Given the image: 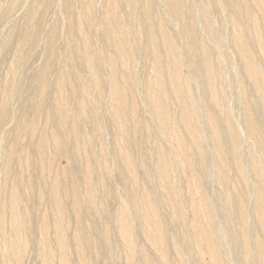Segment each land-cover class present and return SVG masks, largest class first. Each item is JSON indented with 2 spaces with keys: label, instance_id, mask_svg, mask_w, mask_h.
<instances>
[{
  "label": "rangeland",
  "instance_id": "obj_1",
  "mask_svg": "<svg viewBox=\"0 0 264 264\" xmlns=\"http://www.w3.org/2000/svg\"><path fill=\"white\" fill-rule=\"evenodd\" d=\"M83 1L88 4L90 0ZM149 1L153 10L141 25L139 7L128 22L129 0H119V12L113 11L115 28L121 27V21L124 29L115 30L113 24V28L106 24L114 0H96L91 23L67 0H52L41 15L44 0H0V105H4L0 117V264H44L43 242L52 253L50 264H83L84 259L86 264H264L258 249L264 245V225L257 199L261 193L264 201V16L253 4L248 9L244 7L247 2L239 0L244 5V23L236 27L225 0H183L178 24L163 0ZM193 20L194 53H199V45L204 46L216 68L217 104L210 101L204 77L194 72L183 50L184 40L178 36L177 29ZM207 23L213 26L217 41L204 31ZM146 27L156 34L164 65L163 30L175 38L180 86L188 90V102L193 103L189 117L190 125L193 122L198 128L197 139L185 129L180 105L171 93H166L173 114L169 127H161L150 113L147 83L155 80ZM35 31L38 37L33 45L30 32ZM110 31L120 43L129 37L134 54L132 64L121 61L115 69L116 81L124 89L125 77L135 76V111L132 122L124 125L114 119L108 94V59L116 57L107 43ZM236 34L248 39L259 69L257 86L234 46ZM97 57L96 71H92ZM48 62L52 67L44 78L42 69ZM63 67L68 78L61 96L67 109L61 122L53 84ZM95 75L100 76L102 90L94 84ZM125 110H129L128 103ZM209 118L217 122L219 144L211 134ZM247 122L254 128L252 138L247 135ZM231 125L238 134L236 154L242 173L229 146ZM40 143L45 145L41 154L37 151ZM11 147L15 153L4 183L5 154ZM161 156L167 162L164 177ZM86 167L92 197L86 186ZM193 176L208 199L210 231L219 259L210 250L208 221ZM54 183L61 187L60 216L50 199ZM11 186L17 196L19 224L24 227L17 239L12 236L9 210ZM150 206L165 228L169 246L164 250L152 240L151 225L135 219ZM121 212L130 221L127 240L120 231ZM60 236L66 241L64 261L58 248Z\"/></svg>",
  "mask_w": 264,
  "mask_h": 264
},
{
  "label": "bare ground",
  "instance_id": "obj_2",
  "mask_svg": "<svg viewBox=\"0 0 264 264\" xmlns=\"http://www.w3.org/2000/svg\"><path fill=\"white\" fill-rule=\"evenodd\" d=\"M52 0H44L42 6L40 7L39 13L40 15L43 14L44 11H46L51 3ZM166 8L170 12L172 18L180 24L182 12H183V0H163ZM247 2L248 6H244L240 3L239 0H225V8L228 10L231 22L236 27L241 26L244 23V9L242 6L249 9L250 5L253 4L258 10L261 12V14L264 16V0H245ZM74 2L77 6L78 12H83L84 16L88 22L91 23L92 20H90L93 11L95 9L96 0H90L88 4H86L83 0H67V3ZM119 0H114V6L113 9L108 12L107 18V25L111 27V24H113V29H124V23L120 21L121 27L115 28L117 26V21L114 19L113 11L116 12V14L119 12ZM138 4V5H137ZM140 9L141 13V20L140 24L144 25L146 21L149 19L150 12L153 10L152 4L149 0H129L128 2V13L125 18L126 21H130L134 18L135 13L137 9ZM122 13V12H121ZM32 12L29 13L26 17L27 22L30 23ZM119 15V14H118ZM189 15V14H188ZM190 16V15H189ZM112 22V23H111ZM33 25L30 26V31H32ZM204 31L209 35V37L213 41H217V35L214 31L213 26L210 23H207L205 25ZM29 31H26L23 36H25ZM178 36L183 38L184 40V46L183 50L185 53L186 58L191 63L194 72L197 74L202 73L204 77V83L206 86L207 95L213 103L217 104L219 103V99L216 96V90H215V82H214V75L216 68L214 64L211 63V58L209 54L207 53L204 46L199 45V53L195 54L194 50L196 48V44L194 43V38L196 35V24L193 20V23L188 24L187 27L180 26L179 29H177ZM33 34V38L31 40V43L34 45L36 43V37H38L37 32H30ZM30 36V35H29ZM109 40L107 41L108 45L115 51L116 57L108 59V66L110 67V89H109V97L112 103V110L114 114V119L121 125H124L125 123L132 122V115L135 111V101H134V85H135V76L134 73H129L125 78L127 81L126 89H124L118 81H116V68L121 63V61H130L131 64L134 62V57L132 55V52L130 51L131 43L129 41V37L126 40L118 41L114 36L113 32L110 31L109 33ZM129 36V35H127ZM177 36V35H176ZM146 38L148 45L151 50L152 57L154 59V82L151 84V81L147 83V97L146 102L148 104L150 113H152V116L156 120L158 124L161 125L163 128L169 127V123L173 118V114L170 112L168 108V95L166 93H171L174 95L177 103L180 105L181 108V121L183 122V125L186 130L193 131L194 136L197 139L196 133H198L197 126L192 124L190 125V117L189 113H193L191 110L193 108V103L188 102V98H190V95L188 93V90H182L180 86V62L179 57L177 54V48L175 44V38L173 35L169 34L168 32L165 33L163 30L162 32V44L164 48V56L167 59V62L164 65V62L161 60V54L159 52V43L156 38V34L152 31V29H148L146 27ZM84 40H81V42ZM234 46L237 49L238 55L240 56L241 60L245 64V71L249 77H251L255 83L256 86L259 84V69L257 65L253 62V57L250 53V44L248 43V39L244 34H236L235 40H234ZM75 49H72V54H75ZM136 58V57H135ZM98 57L94 60L95 65L92 67V71H96V64L98 63ZM130 64V65H131ZM52 65L48 62L45 64L44 68L42 69V77H46L49 70L51 69ZM68 78V70L63 67L60 70L59 76L55 80L53 84V90L56 95V105L58 107V118L62 122V120L65 117V110L67 109V105L65 103V99L62 95V92L64 90V82ZM165 78L168 79L169 84L165 81ZM94 84L97 88L101 89L102 83L100 81V76L95 75L94 77ZM168 85H170V90L168 91ZM29 87V86H28ZM102 90V89H101ZM128 99V101L126 100ZM129 104V110H125V105ZM4 105H0V117L3 116L4 113ZM37 108L40 107V99L37 101ZM131 106V109H130ZM250 107V106H249ZM249 109V108H246ZM22 115V113L20 114ZM209 115V114H208ZM194 117V116H193ZM209 126L211 128V134L213 135L215 141L217 144H219V133L217 129V122L215 119L209 118ZM21 124V118L18 119L17 126L20 127ZM246 131L247 135L252 138L254 135V128L253 125L249 122L246 123ZM228 135L230 137L229 146L232 155L235 157V162L238 168V172L242 173V165L240 163V160H238L237 157V146H238V134L236 129L231 125L229 127ZM181 142V148L182 150L185 149L183 140L179 139ZM126 142L131 143L130 139H126ZM259 143L261 141L259 140ZM45 148V145L40 143L38 144L37 151L38 153H42ZM15 153V149L13 147L9 148L5 154V162L3 165L2 170V180L4 183H6L9 179L11 169L9 166V160L12 158V156ZM202 161L204 160V156L201 157ZM161 176L164 177L166 175L167 170V162L166 159L161 156ZM86 186L88 193L90 197L93 195V189L89 183L88 174H89V167H86ZM254 172L257 178H259V170L257 166L254 167ZM195 186L196 190L199 193V205L205 210V216L207 217L208 221V233H209V244H210V250L214 256L215 259H219V253L217 250L215 239L211 236L210 231V213L208 210V199L206 194L204 193V190L201 189V187L197 183V178L193 176L192 181ZM61 189L60 184L54 183L51 185V202L54 209V212L56 215L60 216L63 214L62 206L60 205L59 197H58V191ZM9 196H10V203H9V210L12 215V236L17 239L21 237V234L24 232V227L19 224V218H18V207H17V196L15 193L14 188L11 186L9 188ZM75 195L73 196V198ZM257 199L259 201V205L261 207V217H262V224L264 225V201L262 194L259 193L257 196ZM74 205L76 206V200L74 199ZM140 205L137 204V207ZM124 212H121V226L120 231L123 237L127 240L130 237V221L124 217ZM135 219L143 224L151 225L152 229L148 230L152 240L154 243L158 244L162 250L165 249V247L169 246V242L167 239V236L165 235V228L162 223V220L160 219L158 213H156V209L152 206L149 208H145L142 211H139L138 215H135ZM25 219V218H24ZM0 220H3L2 217ZM59 226V232H62V225L60 222H58ZM202 233H199V238ZM201 239V238H200ZM42 247L44 250H46V254L43 256L44 264H50L52 253L48 248L47 242L42 243ZM58 248L62 252V258L63 261L66 258V241L65 239L60 236L58 240ZM259 253H261V257L264 260V245L259 244L258 245ZM83 264H86V261L84 259ZM220 264V263H216Z\"/></svg>",
  "mask_w": 264,
  "mask_h": 264
}]
</instances>
